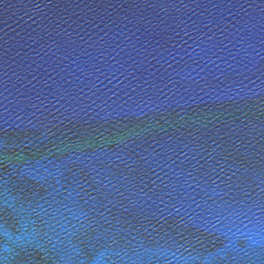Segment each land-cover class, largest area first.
I'll use <instances>...</instances> for the list:
<instances>
[{
  "label": "water",
  "instance_id": "95a60500",
  "mask_svg": "<svg viewBox=\"0 0 264 264\" xmlns=\"http://www.w3.org/2000/svg\"><path fill=\"white\" fill-rule=\"evenodd\" d=\"M0 264H264V0H0Z\"/></svg>",
  "mask_w": 264,
  "mask_h": 264
}]
</instances>
